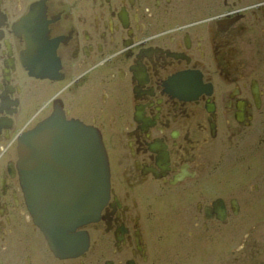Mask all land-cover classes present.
Segmentation results:
<instances>
[{
  "label": "flooded vegetation",
  "instance_id": "af4514ba",
  "mask_svg": "<svg viewBox=\"0 0 264 264\" xmlns=\"http://www.w3.org/2000/svg\"><path fill=\"white\" fill-rule=\"evenodd\" d=\"M39 2L46 17L25 22L49 37L37 59L13 30ZM192 75L213 94L178 99ZM56 109L96 127L111 164L112 197L78 230L89 245L77 257L54 253L9 175L16 138ZM1 120L13 144L0 188L18 190L19 206L0 205V264L29 228L42 242L35 264H264V224L250 247L238 241L264 211V0H0Z\"/></svg>",
  "mask_w": 264,
  "mask_h": 264
},
{
  "label": "water",
  "instance_id": "95a60500",
  "mask_svg": "<svg viewBox=\"0 0 264 264\" xmlns=\"http://www.w3.org/2000/svg\"><path fill=\"white\" fill-rule=\"evenodd\" d=\"M29 153L30 160L37 161V174L23 186L30 191L27 198L35 223L46 232L56 253L77 255L75 251L87 237L73 231L100 219L110 197L109 163L102 138L95 128L55 113L20 139L22 178L27 166L31 169L26 163Z\"/></svg>",
  "mask_w": 264,
  "mask_h": 264
},
{
  "label": "bare ground",
  "instance_id": "6f19581e",
  "mask_svg": "<svg viewBox=\"0 0 264 264\" xmlns=\"http://www.w3.org/2000/svg\"><path fill=\"white\" fill-rule=\"evenodd\" d=\"M40 6L42 8H40L38 5H35L32 7V10L30 11V13L28 15H26L25 17H23L22 20L20 23L17 24V28L15 30H13L12 32L14 33V36L16 38H19V39H23L24 43L27 42L28 45H30V55L31 56H34L36 53L35 52H38V56H37V59L41 56H45L43 54V52L45 51V49H43V41L47 42L49 41V37H47V33L46 32H41L39 29H37L39 22L37 23V25H35V27H32V24H29V25H26L25 22H28L30 18H39V17H43L45 18L46 17V14H47V7H46V4L45 2H39ZM44 13V15H43ZM47 21H50V20H47ZM42 25L43 27H47V22L45 20L42 21ZM23 26V27H22ZM25 33V34H24ZM35 49V52H33ZM51 53L52 55L53 54V49L51 50ZM54 59L56 60L57 62V68L59 69L60 65H61V59L60 57L55 54L54 55ZM48 69V68H47ZM63 75V72L60 71V73H58V77L59 79H61L60 77H62ZM48 77L51 76V74H48L47 75ZM38 77H44V75L42 74H39ZM179 76H177L176 78L174 79H178ZM194 82V83H193ZM202 82H203V79H202ZM9 89L13 92L14 90L18 91V88L15 87V86H9ZM23 89V88H22ZM201 92H204L206 95H212L213 94V86H211L210 84H204L201 83V79L200 77L197 75H192L191 78H190V87L183 84L177 89V93L175 91H173V93L176 95V97L178 99H187V101H190V102H194L195 100H197L199 97H201V95L199 96V93ZM203 94V95H205ZM163 95L165 97H168V93H163ZM185 99V100H186ZM55 113H57L58 115H61L63 117H65L67 120H79V119H75V118H67L63 112L59 111V110H55L54 111ZM81 121V120H79ZM6 120H1L0 121V158H2L4 156V150H5V147L8 148L9 145H12L13 144V141H11L12 138H10V140L8 141H5V139L7 140V138L4 137V130H2V126L4 128H6V130H9L10 128V125H6ZM83 122V121H81ZM42 123V121L38 122L35 124V126L31 129V130H34L35 128L38 127V125H40ZM85 125H88V126H91L92 128H95L96 131H98V133L100 134L101 138H102V142H103V145L105 146V143H104V140H103V137L101 135V133L99 132V130L92 126V125H89V124H86L85 122H83ZM30 130V131H31ZM29 131V130H28ZM7 132V131H6ZM5 132V133H6ZM29 135V134H28ZM18 141L19 139L17 140V145H18ZM106 150V153H107V157H108V163H109V176H110V197H109V200H108V203L107 205L109 204L110 202V199L112 197V182H111V164H110V161H109V156H108V152H107V149ZM32 159V154L29 153V156H28V161L26 162L27 165H30L31 169H29V172H30V177L32 178H35L36 177V172H37V161H35ZM33 164L35 167H33ZM12 167V165H11ZM3 170V165H0V171L2 172ZM9 175L10 176H13L15 178H18V176L15 174L14 171H12V168L10 169L9 171ZM19 179V178H18ZM5 184V180L2 179V176L0 178V185H4ZM3 190L0 188V205L2 204H10L11 203V199H12V202H15V203H12V209L14 208V205H15V208H18L16 206V204L19 206V201H18V197H17V192L18 190H16V192H14L13 188L11 190V193L9 194V196L6 195V192H4L3 194ZM14 204V205H13ZM221 205L218 204V219L223 221L226 220V216H225V205L223 203H220ZM106 205V206H107ZM106 206L103 207V209L101 210L100 212V219H98L97 221H95L94 223H98L99 221H101L104 217V210L106 209ZM260 208H264V203L262 205V207ZM22 213V211H21ZM12 220L13 222H18L19 220H16V217H12ZM257 221H261L262 223H264V211H260V210H256L255 212V218H254V223H256ZM223 224V223H222ZM39 226H36V229L37 231L39 230L41 236L45 237V239L47 240L48 244H49V241H48V237H47V234L46 232L41 229L38 228ZM251 228V227H250ZM28 230V229H27ZM35 230V229H34ZM35 231V236H39V233ZM82 233V232H81ZM73 234L74 235H78L79 232L77 231V229L75 231H73ZM70 239V238H69ZM67 240V242H71L70 240ZM87 244V247L89 245L88 241H86V243L82 246H80L79 250H76V254H82V250H85V246ZM80 252V253H78Z\"/></svg>",
  "mask_w": 264,
  "mask_h": 264
},
{
  "label": "rangeland",
  "instance_id": "374dc122",
  "mask_svg": "<svg viewBox=\"0 0 264 264\" xmlns=\"http://www.w3.org/2000/svg\"><path fill=\"white\" fill-rule=\"evenodd\" d=\"M14 151L16 153V156H17V151L15 150L14 148ZM16 156H15V159H16ZM4 161V160H2ZM1 161V163H2ZM257 196V195H256ZM256 196H255V199H256ZM241 218H238L236 220H234L233 222L236 223V224H239ZM232 222V223H233ZM154 222L152 221V219H150V216L149 215H146V224L150 225V224H153ZM231 223V224H232ZM17 225H19V222H16ZM256 227L253 228L254 232L252 234V236L245 240V238L243 239V235L241 236V238L239 239L238 238V241L240 242V246H243V248H248L252 245L250 239H254L256 236H258L262 231H263V224L261 221H257L256 223H253ZM263 226V227H262ZM34 234L32 232H30V228L28 229V232H27V235H26V242L24 245H22V243L20 244L19 248L14 251V252H9L8 254L10 256H13V264H23V261H21V257H25V256H32L33 259H36L33 261V264H35L37 262V259L42 256V249H41V245H42V242H41V238L38 237V241L34 240L33 239V236ZM245 249H243V252L241 253L242 256H244V251ZM243 264H246L247 262L246 261H243L242 262Z\"/></svg>",
  "mask_w": 264,
  "mask_h": 264
}]
</instances>
